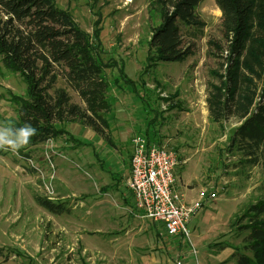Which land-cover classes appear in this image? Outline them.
<instances>
[{
    "label": "rangeland",
    "instance_id": "rangeland-1",
    "mask_svg": "<svg viewBox=\"0 0 264 264\" xmlns=\"http://www.w3.org/2000/svg\"><path fill=\"white\" fill-rule=\"evenodd\" d=\"M56 2L91 36L92 43L102 44L105 51L99 52V58L103 62L114 60L119 67L124 65L138 91L133 87L110 91V143L79 126L75 135L91 146L66 150L53 140L37 148L24 147L18 153L0 150V264H116L118 244L112 246L109 241L132 214L128 202L136 206V201L126 186L127 178L122 177L118 185L113 179L115 169L128 165L134 137L130 134L140 132L148 137L147 127L153 120L159 122L153 138H170V149L181 156V162L186 161L176 169L177 183L183 184L184 177L193 197L202 190H206V198L214 192L217 197L199 212L193 231L192 223L189 226L197 256L178 262L233 264L232 255L242 249L246 235L239 230L247 224L241 218L250 205L264 198V159L252 166L240 152L231 151L230 138L239 123L230 120L222 128L207 111V83L215 81L210 71L219 61L209 41L223 40L222 12L215 0H204L198 8L207 28L194 55L184 62L157 66L147 60L151 30L159 24V19L153 20L148 13L150 0ZM97 22L102 30L100 39L94 35ZM106 74L112 78L110 69ZM140 80L146 85L144 89ZM26 91L22 79L7 72L0 61V123L18 121L17 106L9 93L25 97ZM70 93L73 102L83 105ZM125 137L130 138L128 143H124ZM26 158L45 175L52 172L47 160L52 159V184L45 181L42 185L44 177L36 174ZM60 163L64 166L61 174ZM47 186L52 188L54 201L66 203L68 213L54 216L35 202V197L47 195Z\"/></svg>",
    "mask_w": 264,
    "mask_h": 264
},
{
    "label": "trees",
    "instance_id": "trees-1",
    "mask_svg": "<svg viewBox=\"0 0 264 264\" xmlns=\"http://www.w3.org/2000/svg\"><path fill=\"white\" fill-rule=\"evenodd\" d=\"M204 0H150L152 27L148 62L180 63L194 55L206 23L198 13ZM220 12L222 41H209L218 57L207 83V111L218 126L234 120L230 150L241 153L254 166L264 159V0H215ZM94 35L100 39L97 22ZM102 44L92 43L67 10L56 0H0V61L18 75L26 96L9 93L17 106L16 126L33 124L38 132L27 148L67 136L64 126L78 123L110 143L112 88L138 85L114 60H101ZM110 69L112 78H107ZM117 72V74L115 73ZM141 81V80H140ZM63 87H59V83ZM141 87H146L141 81ZM72 91L83 105L73 102ZM71 140H74L70 136ZM28 156V155H27ZM52 215L68 213L66 203L35 197ZM239 228L244 246L233 253V264H264V198L250 205ZM240 221V222H241ZM3 249L0 247V254Z\"/></svg>",
    "mask_w": 264,
    "mask_h": 264
},
{
    "label": "built area",
    "instance_id": "built-area-1",
    "mask_svg": "<svg viewBox=\"0 0 264 264\" xmlns=\"http://www.w3.org/2000/svg\"><path fill=\"white\" fill-rule=\"evenodd\" d=\"M131 143L132 172L127 186L136 201L137 209L144 218L161 224L169 237L181 238L192 245V232L189 226L207 204L217 199L216 193L206 198L207 193L204 190L199 194L198 202L188 203L177 189L176 169L181 165L178 154L156 141H150L143 134L135 135ZM26 160L38 176L44 177L42 185L45 181H48L49 185L52 184L54 178L52 159H47L52 171L50 175H45L41 168L35 167L31 158ZM45 176H48L47 180ZM46 188L45 197L54 201L52 188L49 186ZM195 254L197 253L194 251Z\"/></svg>",
    "mask_w": 264,
    "mask_h": 264
},
{
    "label": "crops",
    "instance_id": "crops-1",
    "mask_svg": "<svg viewBox=\"0 0 264 264\" xmlns=\"http://www.w3.org/2000/svg\"><path fill=\"white\" fill-rule=\"evenodd\" d=\"M158 123L155 124L153 120V122L149 124V126L147 127L148 128L147 134L149 135L148 138L150 139V141L152 142L156 141L159 144L166 146L167 148L170 149L169 145L172 146L169 140L170 138L168 137L163 138L161 141L156 138L155 139L153 138V135H154L153 133L155 131L156 133H158L157 129L155 128V126ZM79 126L81 127L82 125L78 123H70V124L65 125L64 129L68 132L67 136H63L61 138L54 140L58 144V147H62L66 150L68 148H75L77 150H80L82 147L86 148L87 146H91L90 144H87L81 141L75 135L74 129ZM134 128H138V124L135 125ZM139 133H131L130 135L133 134L132 136H135V135H138ZM70 136H72L74 140H71ZM132 136H130V138ZM127 139L128 137H125L124 143L125 142L128 143L129 139L128 140ZM132 139L133 138H131V140ZM121 147L123 146H120V148ZM131 148H132V143H131ZM123 153L125 154V152ZM83 154L84 152L81 153V157L83 159H86L83 156ZM131 155H132V152H130V155L128 156L129 158H128L127 167L125 168L121 167L120 170H118L117 168L115 169L116 173H114L115 176L113 177V179L117 181V185L120 183V179L124 177V178H127L126 179V186H127V182L132 172L131 167H130L131 158H132ZM179 158H181V156H179ZM185 162L186 161H182L181 166ZM60 164H61V168H60V174H61L64 171V166L62 165V163ZM104 166L105 168H107L105 163H104ZM184 181H185V178L182 177L183 184H180L179 181L177 183V189L179 193L185 196V199L187 200L188 203L198 202L199 194L193 197L192 192L194 191L192 190V192H190V184H188V182L185 183ZM183 189H184V192H183ZM126 206L130 208V211L132 214H130L129 217L124 220V223L120 225L121 228L113 234L112 239L109 241V243L112 246L113 245L115 246L116 244H118L117 252H114V258L116 260V264H173V263L178 264L179 263L178 261L185 260V257L197 256L196 254L194 255V251L196 252L194 245H193V248L190 246L187 247L186 246L187 244L185 245V243L182 242L181 238L172 237V236L169 237L161 224L156 223V222L153 223L149 220L143 219V214L136 209L135 203L128 202ZM134 208L136 209L135 212H134ZM136 215L140 217L136 219L135 217ZM131 217H133L134 219H132ZM195 220H193L192 225H191L192 231L194 230L193 225H194ZM121 246H124L126 248L124 249L125 252L120 251L122 249ZM110 254L113 255L112 253ZM222 262L223 261H221L220 263Z\"/></svg>",
    "mask_w": 264,
    "mask_h": 264
},
{
    "label": "clouds",
    "instance_id": "clouds-1",
    "mask_svg": "<svg viewBox=\"0 0 264 264\" xmlns=\"http://www.w3.org/2000/svg\"><path fill=\"white\" fill-rule=\"evenodd\" d=\"M37 132V128L31 123L22 126L0 123V150L18 153L31 142Z\"/></svg>",
    "mask_w": 264,
    "mask_h": 264
}]
</instances>
